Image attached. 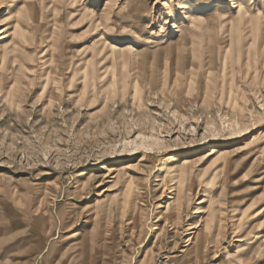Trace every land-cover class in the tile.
I'll use <instances>...</instances> for the list:
<instances>
[{"label":"rangeland","instance_id":"1","mask_svg":"<svg viewBox=\"0 0 264 264\" xmlns=\"http://www.w3.org/2000/svg\"><path fill=\"white\" fill-rule=\"evenodd\" d=\"M58 1L0 0V264H264V0H114L98 55Z\"/></svg>","mask_w":264,"mask_h":264},{"label":"bare ground","instance_id":"2","mask_svg":"<svg viewBox=\"0 0 264 264\" xmlns=\"http://www.w3.org/2000/svg\"><path fill=\"white\" fill-rule=\"evenodd\" d=\"M36 1V3L35 4H37V6H39V8H40V5L41 6H45L43 3H44V1L45 0H35ZM193 2H196V3H199L200 4V6L201 7H204V6H207V5H204V4H201V2H203L202 0H195V1H193ZM58 3L59 4H61V7H72L73 5H75L76 4V0H59L58 1ZM112 3H114V0H106V2H105V4H104V6H103V8H102V12L100 13V15L99 16H97V17H94V18H92L91 20H90V22H89V24H88V29L90 30V31H92V33L93 32H95L96 31V29H98V30H100V29H102V30H104V32L105 33H107L109 36V38H110V42H108V39H103V38H101V37H103V34L104 33H102L101 34V36L100 35H98L99 37L98 38H96L95 40H94V45H95V47L93 48V49H95L96 48V46H97V51L95 52V54H93V55H98V54H103L104 52L106 53L107 51L109 52L110 51V53L111 52H113L114 51V53H121V52H127V51H129L130 49H132L133 47L130 45V44H125V45H123V46H121V47H119V46H117V44H121L122 43V41L124 40V39H116L115 38V35L116 34H118V31H119V29H121V26H119L118 25V21H120L121 20V16L123 15L122 13L123 12H120V11H118L117 13L118 14H116V16L114 15V14H112V5L111 4ZM54 4V3H53ZM52 4V5H53ZM55 5V4H54ZM80 6V5H79ZM247 5H245V8L246 9H237V11L236 12H240L241 10L243 11V12H241L242 14L243 13H245V14H247V7H246ZM46 7V6H45ZM182 7V6H181ZM178 8H180V7H178ZM189 8V7H188ZM186 9L185 11H183V12H181V13H183L182 14V16L184 17V19L187 21V22H190L192 19H193V17H195L196 19H200L199 17H198V15H195L196 13H197V11H195V10H198L200 7L198 6H196V7H191V8H189V9ZM235 8V7H234ZM237 8V7H236ZM53 9V8H52ZM66 9V8H65ZM69 10V9H68ZM74 10H76V9H74ZM65 11H67V9L65 10ZM82 11V10H81ZM80 11V12H81ZM79 12V13H80ZM85 12V11H84ZM70 13H71V11L70 12H68L67 11V15L70 17V16H72V14L70 15ZM125 13V12H124ZM83 14V13H82ZM40 15V14H39ZM81 15V14H80ZM86 15V14H85ZM180 15V14H179ZM176 16V15H175ZM197 16V17H196ZM65 17V16H64ZM76 17H77V15H76ZM79 17V16H78ZM85 17V16H84ZM81 18V17H80ZM68 19V18H67ZM72 19V18H71ZM75 19V18H74ZM82 19V18H81ZM115 20V21H114ZM199 21V20H198ZM70 22V21H69ZM114 22V23H113ZM58 23V22H57ZM68 23V22H67ZM82 23V22H81ZM65 25V24H64ZM67 25V24H66ZM86 25V24H85ZM57 27V26H56ZM123 28V27H122ZM125 29V28H124ZM130 30V29H129ZM117 31V32H116ZM132 32V31H131ZM48 33H49V31H48ZM114 33H115V35H114ZM129 33H130V31H129ZM129 33H128V35H129ZM106 34V35H107ZM120 35V34H119ZM127 36V35H126ZM130 36H131V33H130ZM93 39V38H92ZM129 39V38H128ZM111 42H115V43H111ZM148 44H151V42H148ZM3 58V57H2ZM167 206H168V204H167ZM176 212V211H175ZM175 213L173 212V215H170V217H168L170 220H172L173 221V218L174 219H176V217H177V215L175 216L174 215ZM213 224V223H212ZM204 227H205V225H204ZM190 234H192V233H190ZM203 236L202 237H204V234H202ZM205 236H206V234H205ZM205 238V237H204ZM204 238H203V240H204ZM193 239V245H195L194 246V248L196 247V246H198L199 245V243H200V239L198 238V236L197 235H195V233L193 232V235L191 236V238L189 237L186 241H191ZM202 239V238H201ZM202 240V241H203ZM202 244H203V242H202ZM201 245V244H200ZM42 250V249H41ZM194 250V249H193ZM200 250V249H199ZM37 251H38V249H37ZM195 251V250H194ZM189 252V251H188ZM37 255V254H36ZM32 256V255H31ZM35 259V258H34ZM41 262V261H40Z\"/></svg>","mask_w":264,"mask_h":264}]
</instances>
